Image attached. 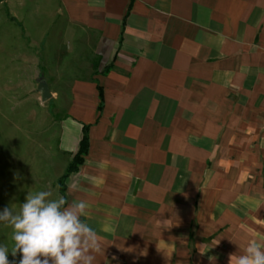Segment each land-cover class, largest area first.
I'll use <instances>...</instances> for the list:
<instances>
[{
	"label": "crops",
	"instance_id": "crops-1",
	"mask_svg": "<svg viewBox=\"0 0 264 264\" xmlns=\"http://www.w3.org/2000/svg\"><path fill=\"white\" fill-rule=\"evenodd\" d=\"M0 55L29 131L0 143V210L85 200L94 264H235L264 242V0H0Z\"/></svg>",
	"mask_w": 264,
	"mask_h": 264
},
{
	"label": "clouds",
	"instance_id": "clouds-1",
	"mask_svg": "<svg viewBox=\"0 0 264 264\" xmlns=\"http://www.w3.org/2000/svg\"><path fill=\"white\" fill-rule=\"evenodd\" d=\"M88 211L85 200L69 202L51 190L28 193L18 211L4 207L0 224L11 228L12 245L0 244V264H16L9 250L20 254L18 264H94L103 250ZM235 264H264V242L248 244Z\"/></svg>",
	"mask_w": 264,
	"mask_h": 264
},
{
	"label": "rangeland",
	"instance_id": "rangeland-1",
	"mask_svg": "<svg viewBox=\"0 0 264 264\" xmlns=\"http://www.w3.org/2000/svg\"><path fill=\"white\" fill-rule=\"evenodd\" d=\"M3 53V52H2ZM2 55V54H1ZM0 55V57H1ZM0 84L5 83L6 80H2L1 75L2 72L9 66H3L2 61H0ZM20 107L14 104L13 98L12 97H4L0 94V143H3V145L8 146L7 143H4L3 141H8L9 140H14L15 142L22 143L26 137L28 136L29 131H23L17 127L18 121H20L21 115L15 114L17 110H19ZM15 115H17L15 117ZM24 116V115H23ZM24 119V117H23ZM26 120V119H25ZM24 120V121H25ZM23 121V122H24ZM27 130V127H26ZM24 146V143L22 144ZM0 153H4L0 151ZM1 157H0V163H1ZM5 162L2 161V164ZM9 170H6V172ZM5 174V173H4ZM5 176H8V174H5ZM19 178V177H18ZM60 182L58 184V188H60ZM20 183V182H19Z\"/></svg>",
	"mask_w": 264,
	"mask_h": 264
},
{
	"label": "water",
	"instance_id": "water-1",
	"mask_svg": "<svg viewBox=\"0 0 264 264\" xmlns=\"http://www.w3.org/2000/svg\"><path fill=\"white\" fill-rule=\"evenodd\" d=\"M37 91L39 92L40 97H41V99L43 101H45V100L50 98V92L48 90V86H47L46 82L43 79H41L38 82Z\"/></svg>",
	"mask_w": 264,
	"mask_h": 264
},
{
	"label": "trees",
	"instance_id": "trees-1",
	"mask_svg": "<svg viewBox=\"0 0 264 264\" xmlns=\"http://www.w3.org/2000/svg\"><path fill=\"white\" fill-rule=\"evenodd\" d=\"M98 90H99V98H100V101H101V94H102V92L100 90V87H98ZM99 105L101 106V102H100ZM66 174H67V171L62 175V179L66 176Z\"/></svg>",
	"mask_w": 264,
	"mask_h": 264
}]
</instances>
